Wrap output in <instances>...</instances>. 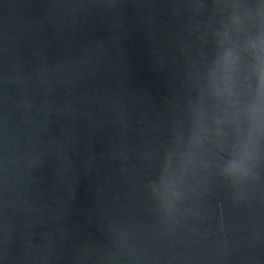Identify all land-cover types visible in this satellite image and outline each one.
<instances>
[{"label":"water","instance_id":"obj_1","mask_svg":"<svg viewBox=\"0 0 264 264\" xmlns=\"http://www.w3.org/2000/svg\"><path fill=\"white\" fill-rule=\"evenodd\" d=\"M0 264H264V0H0Z\"/></svg>","mask_w":264,"mask_h":264}]
</instances>
